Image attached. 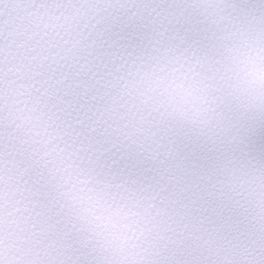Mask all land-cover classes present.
I'll return each instance as SVG.
<instances>
[{
	"label": "snow or ice",
	"instance_id": "snow-or-ice-1",
	"mask_svg": "<svg viewBox=\"0 0 264 264\" xmlns=\"http://www.w3.org/2000/svg\"><path fill=\"white\" fill-rule=\"evenodd\" d=\"M0 264H264V0H0Z\"/></svg>",
	"mask_w": 264,
	"mask_h": 264
}]
</instances>
